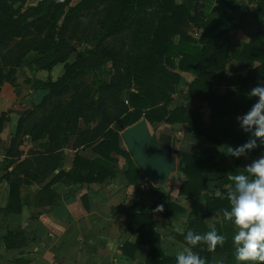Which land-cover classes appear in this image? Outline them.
I'll list each match as a JSON object with an SVG mask.
<instances>
[{"label":"trees","instance_id":"trees-1","mask_svg":"<svg viewBox=\"0 0 264 264\" xmlns=\"http://www.w3.org/2000/svg\"><path fill=\"white\" fill-rule=\"evenodd\" d=\"M71 1L39 0L29 6L28 0H0V85L4 81L15 85L16 70L30 51L39 54L33 61L49 70L66 61L74 50L72 41L91 44V48L77 55L72 65L75 70L67 80L68 71L56 80H35L36 86L47 88L48 93L35 107L19 112L6 154L19 155L14 148L25 134L31 139L47 137L46 142L40 143L45 154L35 157L33 169L24 170L25 178L17 176V170L26 166L27 160L4 174L9 183L4 210H12L18 186L28 182L27 177L41 180L58 167L70 135H77L74 146L92 145L101 157L86 159L75 154L73 166L66 174L80 182L112 177L114 166L107 160H115L111 155L114 151L125 157L126 172L132 174L130 181H135L138 167L122 147V136L116 129L122 130L143 118L148 125L184 122L189 131L203 133L215 144L227 146V150L229 145L234 148L252 137L251 132L240 127L236 117L256 100L247 92L257 83H264V0H246L248 5L237 22H228L221 14L206 13L201 8L202 0H79L74 5ZM246 18L249 22L256 20L257 28L246 32L248 41L233 40L231 33L242 27ZM193 27L199 30L198 37L190 33ZM232 60L237 64L228 66ZM107 63L111 73L106 80ZM178 70L188 71L193 77L185 81ZM84 75L90 76L91 81L82 79ZM184 86L185 98L207 105L209 129L203 127L199 104H171L172 94L183 92ZM11 111L0 114V131ZM80 121L85 128L79 126ZM255 139L256 146L245 154L255 155L264 149V137ZM180 155L178 169L185 177L180 194H202L210 178H217L222 185L218 195L203 193L205 212H190L183 231L171 232V236L191 247L205 259V264H234L237 258L232 236L237 226L224 216V210L230 207L228 193L235 190L231 177L242 171L239 167H220L216 160L218 151L212 146ZM150 189L159 192L153 186ZM173 211L182 212L184 208L168 201L160 213L166 217ZM206 214L221 216L215 228L225 239L214 248L203 240L194 246L185 240L189 230L204 234L211 229L205 223ZM149 219V210L128 212V228L138 232L133 246L148 245L144 264H176L175 255L161 250L160 234L148 229ZM215 252L224 253V259L212 262Z\"/></svg>","mask_w":264,"mask_h":264},{"label":"crops","instance_id":"crops-1","mask_svg":"<svg viewBox=\"0 0 264 264\" xmlns=\"http://www.w3.org/2000/svg\"><path fill=\"white\" fill-rule=\"evenodd\" d=\"M78 1L72 0L71 5ZM251 10H255L254 5ZM238 20L233 19L236 22ZM240 34L243 36L240 41L249 40L247 33L242 31ZM174 39L177 40V36ZM38 56L37 52L30 51L22 60L21 68L15 73L16 82H19L17 89L8 81L0 85V114L12 108L15 110L8 114L0 131V264H144L149 247L145 243L133 246L138 232L133 233L128 228L127 214L134 210H149L148 229H154L160 234V248L165 254L175 255L186 248V245L172 238L171 232L183 231L190 212H205L203 193L218 195L220 190L215 191L208 180L207 188L200 195L188 197L179 193L185 177L178 169L179 159L174 152L176 146L173 139L184 131L188 132L185 137L187 140L195 137L192 134L194 131H189L184 122L162 121L148 125L158 148L165 154L169 150L174 156L176 167L171 170L168 182H152L137 164L135 181H130L132 174L126 172L128 167L125 157L115 151L111 153L114 161L106 159L114 166L112 177L107 175L102 181L75 180L66 172L73 166L76 153L86 159L101 157L92 145L74 146L77 137L74 134L70 135L68 143L63 147L58 167L41 180L27 177L28 182L18 186L17 201L12 210H4L9 198V183L4 174L27 160L26 166L17 170V176L25 178L24 170L33 169L36 166L35 157L45 154L40 143L46 142L47 137L31 139L29 134L23 135L21 143L14 148L19 155L6 154L16 131L19 112L25 107H35L48 93L47 88L36 86L35 80L46 82L56 64L49 70L41 67L33 61ZM178 72L185 81L193 77L188 71ZM24 73L30 78L33 87L26 85L23 80L25 76H22ZM182 91H187L185 86ZM172 98L173 106L190 101L178 97V93H173ZM79 126L85 128L82 121ZM116 130L122 136V130ZM170 131L174 133H168ZM122 141V147L128 150L123 136ZM183 143L180 142V145ZM222 146L225 145L214 148L218 151L217 163L219 157L226 154L219 150ZM196 151L199 150L181 149L180 153ZM10 160L13 162L10 163ZM150 186L159 192H153ZM168 201L180 205L184 211H173L164 217L157 205L163 206ZM19 205L20 209L17 210Z\"/></svg>","mask_w":264,"mask_h":264},{"label":"clouds","instance_id":"clouds-1","mask_svg":"<svg viewBox=\"0 0 264 264\" xmlns=\"http://www.w3.org/2000/svg\"><path fill=\"white\" fill-rule=\"evenodd\" d=\"M231 87L235 91V85ZM247 95L255 96L256 100L236 119L245 132L252 133V137L234 148L229 146L228 152L236 157L255 147L256 137H264V83H257ZM231 179L235 190L228 193L230 207L224 210V216L237 226L232 236L235 256L239 261L261 264L264 262V155L253 159L246 166V172L234 174ZM158 206L162 208V205ZM224 239L214 226L204 234L189 230L185 235L190 245L203 240L211 248L222 244ZM175 258L176 264H205V259L191 247L176 252Z\"/></svg>","mask_w":264,"mask_h":264},{"label":"rangeland","instance_id":"rangeland-1","mask_svg":"<svg viewBox=\"0 0 264 264\" xmlns=\"http://www.w3.org/2000/svg\"><path fill=\"white\" fill-rule=\"evenodd\" d=\"M74 1H76V0H73V2ZM189 1L190 0H176V2H178V3H182V2L188 3ZM36 3H37L36 0H29L28 5L33 6ZM247 5H248V3L246 0H237V3H234L232 0H202V2H201V8L206 13L214 15V16H217V14H221V15H223V17L225 19H227L229 21H233V19H236V18H241L242 11L245 8V6H247ZM26 7H27L26 5L24 7H22V11L25 10ZM252 7H253V5H252ZM255 28H257V21L254 20L253 22H249L248 18H246L242 27L234 30L231 33V37L235 41H240L243 38L242 34H240L242 31L246 33L248 30H252ZM190 33L195 37L199 36V30L194 28V27L192 29H190ZM72 44H74V50L71 52V54L69 55V57L66 59L65 62L58 63L51 69V71L49 72V75L47 76L48 80L49 79L56 80V79L62 77L66 73V71H68L66 76H65L66 77L65 80H67L68 77L70 76V74L73 73V71L75 70V67H73L72 65L75 62L77 55H79L81 52H84L87 48H91L90 43H86L83 41H72ZM29 58H33V57L30 56ZM235 62L237 63L236 60H232L228 66H235L236 65ZM21 66H19V67L21 68ZM21 70L22 69H20V71ZM110 73H111V68H110L109 63H107L104 65V78L106 80L109 78ZM245 73H246V70H243L242 74H245ZM22 76L23 77L25 76V78L23 80L26 82V85H30L33 87V85L30 84V78H28V75L26 73H24V75H22ZM82 79H84L88 82L91 81V77L87 76V75H84V77ZM15 82H16V80H15ZM18 85H19V82L18 83L16 82L15 83L16 89L18 88ZM186 89H187V87H186ZM183 93L184 92H178V97L183 98L184 97ZM188 104H190L192 107L198 106V104L200 105L199 112L203 116V118H202L203 127L205 129H209L210 128V120H209V116L207 114L209 112V110H207L208 109L207 105L203 102L198 103L197 99H190ZM22 106H25V105H22ZM12 110L15 111L13 108H12ZM168 133L173 134L174 132L170 131ZM186 134H188V132L184 131V133L178 134V137H175L173 139V143L176 146L174 149V152L176 154L177 159H180V156H181L180 150L181 149L201 150V149L208 147V146H212V148H215L217 146V144H215L213 141L206 138V136L203 133L193 132L192 134L195 137H192V139H189V140H191L190 142H189V140H187V138H185ZM184 140H187V141H184ZM180 142L181 143L184 142V143L182 145H180ZM219 150L226 152V154L221 155L218 159V165L220 167H223V168L236 167L237 169L239 167L242 172H246V166L253 159L257 158L260 155H264V149L255 155H249V154L244 153L238 157L232 156L228 152L227 147H225V146L220 147ZM209 182H210L211 186L213 188H215V191H219L221 189L222 184L220 183V180H217V178H210ZM167 199H169V197ZM220 219H221V216L219 214H206L205 218H204L205 223L209 228H212L213 226L215 227V225L220 223ZM212 255L213 256L211 259H212V262H214V263H218V262L222 261L225 257L224 253H216L215 252V253H212ZM242 262L243 261L236 260V262L234 264H256V262H253V261H245L243 263ZM261 264H264V262H261Z\"/></svg>","mask_w":264,"mask_h":264},{"label":"water","instance_id":"water-1","mask_svg":"<svg viewBox=\"0 0 264 264\" xmlns=\"http://www.w3.org/2000/svg\"><path fill=\"white\" fill-rule=\"evenodd\" d=\"M122 136L132 158L152 182L169 181V174L176 167L174 156L169 150L165 154L158 148L144 118L126 126Z\"/></svg>","mask_w":264,"mask_h":264}]
</instances>
